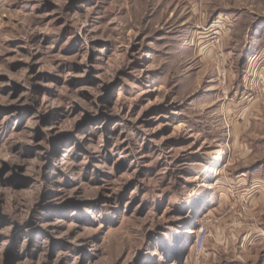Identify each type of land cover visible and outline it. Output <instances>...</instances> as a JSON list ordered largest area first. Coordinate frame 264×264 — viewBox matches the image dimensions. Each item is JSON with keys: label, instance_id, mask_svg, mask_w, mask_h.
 <instances>
[{"label": "rangeland", "instance_id": "374dc122", "mask_svg": "<svg viewBox=\"0 0 264 264\" xmlns=\"http://www.w3.org/2000/svg\"><path fill=\"white\" fill-rule=\"evenodd\" d=\"M0 264H264V0H0Z\"/></svg>", "mask_w": 264, "mask_h": 264}, {"label": "bare ground", "instance_id": "6f19581e", "mask_svg": "<svg viewBox=\"0 0 264 264\" xmlns=\"http://www.w3.org/2000/svg\"><path fill=\"white\" fill-rule=\"evenodd\" d=\"M195 243H197V238H196ZM194 248H195V245L191 248V253L193 252Z\"/></svg>", "mask_w": 264, "mask_h": 264}]
</instances>
